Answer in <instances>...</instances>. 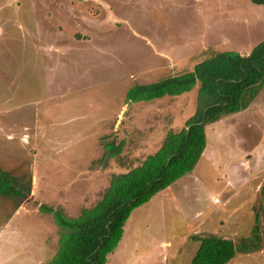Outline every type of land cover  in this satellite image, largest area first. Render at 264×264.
Here are the masks:
<instances>
[{"label": "rangeland", "instance_id": "rangeland-1", "mask_svg": "<svg viewBox=\"0 0 264 264\" xmlns=\"http://www.w3.org/2000/svg\"><path fill=\"white\" fill-rule=\"evenodd\" d=\"M262 40L264 6L250 0H0V168L30 186V198L0 196V264H44L57 228L39 206L78 216L121 164L138 165L194 114L197 88L128 105L130 87ZM101 136L122 144L124 162L99 170ZM205 138L208 162L131 213L109 264H189L194 235L239 242L256 214L261 250L228 264H264V89Z\"/></svg>", "mask_w": 264, "mask_h": 264}, {"label": "trees", "instance_id": "trees-1", "mask_svg": "<svg viewBox=\"0 0 264 264\" xmlns=\"http://www.w3.org/2000/svg\"><path fill=\"white\" fill-rule=\"evenodd\" d=\"M250 1L264 6V0ZM208 53L191 71L134 84L126 91L124 102L132 105L183 96L197 88L195 111L184 128L169 130L159 148L138 165L121 164L124 171L110 174L99 198L78 216L68 217L62 207L39 206L38 211L50 215L57 228V247L44 264H107L131 213L194 170L206 147L205 127L246 110L264 89V40L246 55L232 50L210 49ZM102 140L101 156L95 161L100 169H107L111 161L126 160L121 143ZM29 195L28 189L0 168V196L25 199ZM191 239L197 248L189 264H228L238 254L261 250L260 218L256 214L250 236L239 242L214 234Z\"/></svg>", "mask_w": 264, "mask_h": 264}, {"label": "crops", "instance_id": "crops-1", "mask_svg": "<svg viewBox=\"0 0 264 264\" xmlns=\"http://www.w3.org/2000/svg\"><path fill=\"white\" fill-rule=\"evenodd\" d=\"M248 53H249V52H248ZM248 53H245L244 55H246V54H248ZM179 97H181V96H179ZM165 98H166V97H165ZM175 98H177V97H175ZM255 100H256V99H255ZM249 107H250V106H249ZM249 107H248L247 109H249ZM244 111H245V110H244ZM260 111H261V110H260ZM260 111H259V112H260ZM103 136H104V135H103ZM101 138H102V136L98 138L99 141H100ZM99 149H100V146H99ZM208 150H209V149L207 148V143H206V147H205V149H204V152H203V154H202V156H201V158H200V160H199V162H198L197 165L200 164V161H202L203 158H206V160H207V162H208V155H206V153H207ZM101 152H102V151H101ZM99 155H100V151H99V153H98V156H99ZM197 165H196V167H197ZM196 167H195V168H196ZM70 168H71V169H76V171H73V172H74V175L77 176V177H78L79 174L82 173V171H80V170L83 169V168L78 169V166H75V167H74V165H70ZM195 168H194V169H195ZM107 169H108V168H107ZM107 169H104V170H107ZM99 170H101V169H99ZM104 170H103V171H104ZM193 171H194V170H193ZM193 171H192V172H193ZM192 172H191V173H192ZM114 173H117V172H114ZM108 178H109V176H108ZM34 180H35V182L33 181V184L36 183L37 178L34 179ZM178 181H179V180H178ZM178 181H176V182H178ZM176 182H175V183H176ZM30 184H31V183H30ZM37 184H38V183H37ZM37 184L34 185L33 189L31 190V196L34 195L35 198H36V196H37V194L35 193V192H37V189H36ZM107 184H108V182H107ZM107 184H106L102 189H100V191H102L103 189H105L106 186H107ZM172 185H173V184H172ZM172 185H171V186H172ZM50 188H51V187H49V186L47 185V193H48V191H49ZM168 188H170V187H168ZM168 188H167V189H168ZM167 189H166V190H167ZM29 190H30V188H29ZM164 191H165V190H164ZM59 192H61V191L59 190ZM162 192H163V191H162ZM160 193H161V192H160ZM160 193L157 194V195H160ZM157 195H156V196H157ZM156 196H154V197H156ZM154 197H153V198H154ZM35 200H36V199H35ZM35 200H34V201H35ZM149 202H150V201H149ZM149 202H148V203H149ZM22 203H25V202H22ZM22 203H21V204H22ZM21 204H20L19 206H22ZM25 204H26V203H25ZM22 207H23V206H22ZM22 207H21V209H22ZM60 207H62V206H60ZM19 208H20V207H19ZM19 208H18V209H19ZM62 208L65 209V210H67L66 207H65L64 205H63ZM39 215L41 216V213H40V212H39ZM123 230H124V229H123ZM0 234H1V233H0ZM123 241H124V232H123L122 239H121V241H120L118 247H117L116 250H115V251H114V252L108 257L107 264L110 263L111 258H114V257L116 256V252L119 251V249H120L121 246L123 245ZM55 248H56V245H55ZM195 251H196V249H195ZM119 256H123L122 253L119 252ZM118 260H119V258H118ZM120 260H121V259H120ZM120 260H119V264H121V263H120Z\"/></svg>", "mask_w": 264, "mask_h": 264}, {"label": "flooded vegetation", "instance_id": "flooded-vegetation-1", "mask_svg": "<svg viewBox=\"0 0 264 264\" xmlns=\"http://www.w3.org/2000/svg\"><path fill=\"white\" fill-rule=\"evenodd\" d=\"M23 188V187H22ZM23 189H25V188H23ZM30 191V190H29ZM29 198H30V195H29Z\"/></svg>", "mask_w": 264, "mask_h": 264}, {"label": "water", "instance_id": "water-1", "mask_svg": "<svg viewBox=\"0 0 264 264\" xmlns=\"http://www.w3.org/2000/svg\"><path fill=\"white\" fill-rule=\"evenodd\" d=\"M188 129V128H187Z\"/></svg>", "mask_w": 264, "mask_h": 264}]
</instances>
